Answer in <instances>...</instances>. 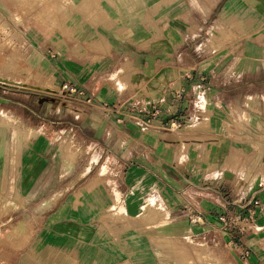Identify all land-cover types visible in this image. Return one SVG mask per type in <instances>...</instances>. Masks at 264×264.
Segmentation results:
<instances>
[{
  "label": "rangeland",
  "instance_id": "1",
  "mask_svg": "<svg viewBox=\"0 0 264 264\" xmlns=\"http://www.w3.org/2000/svg\"><path fill=\"white\" fill-rule=\"evenodd\" d=\"M70 1L0 0V118L7 112L3 114L6 125L0 124L6 126L0 133V252L22 247L19 234L30 235L50 208L45 209L57 200L49 202L47 198L58 191L63 194L69 190L68 196L78 193L84 184L93 182L102 193L109 191L112 198L116 193L114 198L117 196L126 210L124 217L106 213L103 221L116 223L119 234L126 232L134 238L143 234L149 238L148 256L127 255L117 264H240L238 246L229 242L232 234L245 231H220L218 217L222 213L237 214V208L253 197L263 208L264 74L247 90H232L233 98L246 96V100L244 107L240 104L239 116L224 124L226 130L222 129L220 135H214L213 131L206 133L208 141L199 155L178 161L174 144L181 140L168 125L172 119L160 130L167 134L158 138L142 133L146 126L141 121L151 117L146 113L149 111L137 109L149 117H139L135 120L138 125L118 131L109 127L106 118L113 123L111 112L119 114L126 103L120 111L113 106L106 115L102 103L89 97L84 89L83 97L61 91L63 81L67 80L61 81L49 71L47 61L54 66L49 59L57 55L50 57L48 52H53L46 44L62 47L61 37L66 35V26L69 27L70 13L90 16L95 13L93 8H97L101 9V18L107 14L99 6L101 0H89L90 9L81 2ZM215 30L214 34L218 33V27ZM104 55L102 50L100 56ZM115 72L112 69L106 74L110 78ZM132 89L131 86L127 92L132 93ZM142 90L143 87L132 96L146 93ZM80 101H85L87 107ZM89 107L100 109L105 119L94 117ZM199 118L187 123L173 119L182 127L195 125L182 140L189 141L192 134L205 132L203 126H209L211 120L199 123L202 121ZM115 121L123 122V118ZM212 138L219 139V144H210ZM192 150L190 145L189 151ZM234 153L250 158L253 164L241 180L226 165ZM140 172L160 187L151 185L147 191L133 187L131 173L135 178ZM152 199L167 207L168 220H161L148 209L140 212L141 204ZM233 201H237V206ZM184 206L192 207L202 223L192 225ZM22 223L21 229L25 230L16 231Z\"/></svg>",
  "mask_w": 264,
  "mask_h": 264
},
{
  "label": "crops",
  "instance_id": "2",
  "mask_svg": "<svg viewBox=\"0 0 264 264\" xmlns=\"http://www.w3.org/2000/svg\"><path fill=\"white\" fill-rule=\"evenodd\" d=\"M76 2L92 8L88 6L89 0ZM99 6L106 10L105 17L101 18V9L97 8H93L95 13L90 16L70 13L69 27L66 26V35L61 37L62 47L46 44L57 55L49 59L54 66L47 61L49 71L61 81L76 82L99 104L125 101L119 114L111 112L113 123L106 118L109 127L118 131L138 125L135 120L139 117H149L137 109L151 112L150 106L154 103L161 113L151 119L149 127H143L142 133L158 135V138L167 134L160 130L170 119L187 123L200 117L199 123H203V119L210 118V125L203 126L205 132L192 134L189 141L182 140V136L189 134L195 125L173 131L181 140L174 144L178 161L199 155L208 141L206 133L213 131L214 135H220L222 129L226 130L224 124L239 116L240 104L244 107L246 96L236 100L232 90L245 91L262 79L264 0H101ZM217 27L218 33L214 34ZM219 28L231 33H220ZM102 50L104 56H100ZM112 69L116 71L110 76L114 82L106 74ZM131 86L132 93H128ZM142 87L146 93L132 96ZM80 102L87 107L85 101ZM88 109L94 117L105 119L100 109ZM3 114L0 124L6 125ZM118 117L123 118L122 124L114 123ZM5 127L0 126V133ZM212 139L210 144H219V139ZM226 165L241 180L253 164L250 158L234 153ZM130 182L133 187L146 191L151 185L160 187L142 172L135 178L131 173ZM96 186L91 182L84 184L78 193L68 196L69 190L63 194L58 191L47 198L49 202L57 200L45 209L50 208L30 235L18 233L22 247L13 252H0V264H117L127 255L148 256L147 236L141 234L134 238L126 232L119 234L116 223L103 221L106 213L124 217L126 210L120 206L119 198H114L116 193L112 198L109 191L102 193ZM261 196L263 208L257 209L252 226L245 228V232L232 234L231 241L239 249L240 264H264L263 193ZM140 209V212L148 209L161 220L170 218L167 207L157 199L141 204ZM35 213L38 214L37 208ZM21 227L23 223L16 231L25 230ZM219 230L222 231L220 224Z\"/></svg>",
  "mask_w": 264,
  "mask_h": 264
},
{
  "label": "built area",
  "instance_id": "3",
  "mask_svg": "<svg viewBox=\"0 0 264 264\" xmlns=\"http://www.w3.org/2000/svg\"><path fill=\"white\" fill-rule=\"evenodd\" d=\"M48 54L52 58H54V56H55L54 53L48 52ZM61 91L70 95V96L76 95L77 97H83L85 94V92L83 91L82 88H79L74 82L68 81V80L63 81V83L61 85ZM90 101H91V99L88 98L86 102L89 103ZM124 104H125V102H121V103L120 102H117V103L103 102L102 108L106 112V115H109V113L111 112V108L113 106L116 107V108H114V109H116V111H120ZM151 110H152L151 113L146 112L147 114H150L151 118L147 119L146 121H141V123L146 127L150 126V124H151L150 121L153 117H155L161 113V111H160V109L156 103L151 105ZM168 125H169L170 129L179 130L182 128L181 123L179 121L173 120V119L169 121ZM236 202L237 201H233V205H236ZM260 206H261L260 201L253 197L250 201H248V203H246L245 205H243L242 207H240L238 209L237 214H235L233 216H230L226 213L220 214L218 217V222L221 226V230L225 231V232L230 231L232 229H238L240 231H243L245 228L250 227V225L253 223V221L256 218V212H257V209L260 208ZM184 209L186 210V212L189 216V220H190L192 225L202 223L201 216L198 215L197 213H195L192 208H188L186 206ZM229 244H232V241H230ZM244 255L247 256L248 253L245 252Z\"/></svg>",
  "mask_w": 264,
  "mask_h": 264
}]
</instances>
